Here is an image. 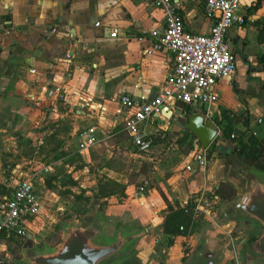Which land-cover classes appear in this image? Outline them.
Instances as JSON below:
<instances>
[{
    "label": "crops",
    "instance_id": "0c3cea01",
    "mask_svg": "<svg viewBox=\"0 0 264 264\" xmlns=\"http://www.w3.org/2000/svg\"><path fill=\"white\" fill-rule=\"evenodd\" d=\"M172 1L178 7L186 32L192 35L209 33L210 25L204 15L202 0ZM257 1L260 2L259 7L254 9ZM237 13L244 17L245 24L228 32L227 44L235 56L240 54L261 64L260 59L264 57V0H241ZM164 23L163 11L144 0H0V55L16 58V62L23 65L20 71L25 83L24 90L0 84V100L27 113V131L19 134L38 144L33 160L16 157L18 163L14 167L17 170L12 169L10 175H5L7 165L0 166V186L8 195L2 185L5 179H19L31 172L38 173L34 186L48 198L41 215L26 225V232L33 234L36 247L40 248L37 237L41 234L39 225L48 223L47 230L57 226L60 220L57 215L65 210L57 193L50 191L49 187L52 183L62 187L69 179L78 181L77 172L80 170L78 163L72 160L80 154V133L92 126L96 127L99 141L84 151L86 164L81 171L85 182L90 184L91 180L92 184L94 181L97 183L96 178L104 177L109 182L125 186L127 195H131L144 181L150 182L147 194L141 197L134 192L135 199L130 202L134 205L135 220L141 227L137 229L147 231L145 245L151 243L150 229L158 225L155 219L167 207L163 198L170 205L192 202L195 212L214 218L215 212L211 208L217 203L215 200L220 199L216 195L219 188L216 189L212 181L216 168L214 164L209 163L204 172L198 169L174 171L176 168L170 167L173 174L166 180L165 169L153 166L160 161L159 156L152 155L161 153L163 144L159 140L157 143L151 140V150L146 155H140L124 129L130 111L123 109L118 99L122 96L134 100L151 99L165 87L173 56L170 53H146L152 42L148 33L160 29ZM113 32L117 33L115 38L111 37ZM236 82L238 85L243 78ZM229 86V79L219 83V108L214 116L229 111V98L232 97ZM243 87L240 85L239 88ZM172 112L174 119L170 121L157 118L145 125L144 131L150 139L160 135L161 138H171L175 143L188 132L178 119L197 114L193 109V113L187 114L182 106ZM215 125L221 132L218 138L226 139L233 145L239 144L237 136L236 141H229L223 136V124ZM247 129L256 133L255 138L261 136L260 129H252L249 123ZM2 142L3 149H11L9 141ZM195 146L196 142L188 150L174 144L172 151L181 157L192 158L187 160L189 165L194 152L201 147L195 149ZM121 153L153 166V170L157 171L153 172L155 182L144 178L137 188L130 184L128 177L119 170L117 156ZM53 156L55 161L46 164ZM32 166L37 168L32 169ZM94 166L101 176L93 173ZM137 173L139 177L144 175L141 170ZM137 201L144 204L138 205ZM51 207L54 209L51 210ZM188 237L178 235L171 238L174 244L168 253L159 254L164 264H186L190 260L191 252L180 250L181 240L186 244ZM8 240H0V249L4 252V243ZM56 240L53 246L59 241ZM152 242L158 246L162 238L156 236Z\"/></svg>",
    "mask_w": 264,
    "mask_h": 264
},
{
    "label": "water",
    "instance_id": "95a60500",
    "mask_svg": "<svg viewBox=\"0 0 264 264\" xmlns=\"http://www.w3.org/2000/svg\"><path fill=\"white\" fill-rule=\"evenodd\" d=\"M231 52L232 49L229 47ZM259 66V79L247 88L237 90L249 126L260 129L259 139L264 141V71ZM16 58L0 55V84L25 89V83ZM239 80V79H237ZM237 83V82H236ZM165 121L174 119L173 112L164 108L161 115ZM184 130L197 137L202 148L212 151L209 163L215 165L212 181L218 189L221 184L234 191L218 214L221 227L228 237V249L208 240L205 249L191 253L186 264H228L237 260L240 264H264V170L245 164L235 153L234 145L216 138V126L201 114L178 119ZM27 113L13 108L0 100V140L16 133H26ZM1 159V157H0ZM216 163V164H215ZM1 166V164H0ZM107 205L92 200V207L78 222L61 224L58 243L48 248H38L33 234L28 231L21 244L18 264H151L145 255V229L131 230L130 222L122 220L110 224L105 213ZM237 227L240 236L230 241L229 231Z\"/></svg>",
    "mask_w": 264,
    "mask_h": 264
},
{
    "label": "built area",
    "instance_id": "2783aa9c",
    "mask_svg": "<svg viewBox=\"0 0 264 264\" xmlns=\"http://www.w3.org/2000/svg\"><path fill=\"white\" fill-rule=\"evenodd\" d=\"M144 1L165 14L164 26L148 33L152 42L146 53H170L173 62L165 87L159 95L151 99L134 100L128 96L118 99L120 106L130 111L124 122V129L140 155H146L152 146L151 139L144 131L145 125L162 118L160 115L164 108L173 111L178 106H188L194 113L203 115L206 121L214 124L212 119L220 101L219 83L229 79L236 71V57L229 50L227 35L233 27L245 24L244 17L237 13L241 0H202L204 15L210 25L207 35L186 32L178 7L172 0ZM54 32L53 30L52 33ZM116 36V32L111 34L113 38ZM216 129L218 138L221 132L217 127ZM251 135L257 136L255 132ZM98 141L95 126L83 130L79 135V151H87ZM229 141H236V135H230ZM234 148L235 153L240 151L239 144L234 143ZM211 152L209 148L200 147L193 154L192 163L185 169L206 171ZM37 175V172H31L19 179L10 177L3 181L2 185L9 194L0 200V240L13 237L22 244L27 223L40 216L45 209L48 197L35 188L34 180ZM149 186L150 182L144 181L135 190V195L145 196ZM9 260V255L0 249V264H8ZM234 264L240 263L235 260Z\"/></svg>",
    "mask_w": 264,
    "mask_h": 264
},
{
    "label": "rangeland",
    "instance_id": "374dc122",
    "mask_svg": "<svg viewBox=\"0 0 264 264\" xmlns=\"http://www.w3.org/2000/svg\"><path fill=\"white\" fill-rule=\"evenodd\" d=\"M230 107L229 111H223L220 115L213 117V122L215 124H223L224 126V132H222L223 136L230 137L231 134H234L239 139L240 149L242 148L243 144H246L249 139H254L251 135V131L248 130L245 125L242 122V117L240 114V111L238 110V104L234 103L232 101V98H229ZM191 133L185 132L181 138H179L175 143L171 138H164L160 135H158L155 138H151L153 143H157L159 140L163 144V150L160 153H154L152 154L153 157L159 156V162L155 163L156 168L159 169H165L164 171V179H170L171 175L173 174V171L171 172L170 167H174L179 171L184 170V166L187 165L188 161L190 159H187L185 157H181L182 155H179L175 153L173 150V145L178 144L181 148L191 149L192 144L194 142L197 143V146L194 148L197 149L200 147L199 142L196 138L192 137ZM7 140L11 143L10 150L3 149L4 143L2 141ZM37 143L35 140L32 139H26L23 138L19 133L17 134H11L7 137L0 140V164L1 165H7V171L5 172V175H10L12 169L17 170L14 166L17 165V158H27L30 160L34 159V154L37 148ZM18 146V147H17ZM15 149V152L13 151ZM197 151V150H196ZM195 151V152H196ZM194 152V153H195ZM151 155V156H152ZM194 156V155H193ZM9 159H14L12 162H8ZM47 159V157L45 158ZM44 159V160H45ZM118 159V166L120 167V171L123 175H126L128 177V181L131 184H134V187L137 188L140 183L143 182L144 178H150L152 181L155 182V177L153 175V166H150L149 164H146V162H143L142 160H138L136 158L128 157L126 154L121 153L117 156ZM55 161V157L48 159L47 163H52ZM74 162L78 163V169L80 170L77 172L79 178L78 181H73L72 179L67 180V182L64 183L62 187H56L52 182V184L49 187L50 191H53L57 193L59 196L60 202L64 205V212L59 213L57 217L60 219L57 226L50 227V230H47L48 223H45L44 225L40 224V233L37 235L38 237V243L40 248H48L50 246H53L56 239L59 240V236L61 235V224L63 223H75L78 222L80 217L83 216L89 209L92 207V201H89V197H94L96 200H99L101 202L106 203L107 210L105 213V217L107 221L111 222L110 224H117L122 220H127L130 222L129 228L131 230H139L137 228H141L138 226V222H136L134 217L133 208L134 205L130 204L132 200L135 199L134 192L131 193V195L126 194V187L122 186V184L118 185L112 182H109L106 178H96V181L92 184L90 180L84 181V175L81 171L82 166L86 164V158L84 152H80L79 156L75 159L73 158ZM211 162V161H210ZM213 164V163H212ZM211 164V165H212ZM216 164V163H215ZM117 165V164H116ZM37 168L33 167L32 169ZM95 168V173L98 176H101L98 171L97 167L94 166L92 169ZM138 171H142L144 175L141 177L138 176ZM26 171V170H24ZM75 173V171H73ZM72 172V173H73ZM157 173V171H155ZM1 176H4V174H1ZM68 176V175H65ZM69 177V176H68ZM214 191V189H213ZM212 193V192H211ZM0 194H5L4 191H2L0 186ZM215 195V194H214ZM216 197V196H215ZM210 198V196H208ZM94 199V200H95ZM217 201L216 204L212 205V212H215L214 218L211 219L208 216H206L204 213L199 214L198 212H195V204L192 202H188L186 205H184L182 202L177 205H171V208L165 209L164 212L158 215V218L155 219L156 222H158L156 226L151 228L152 230V237L151 243L144 245L145 255L150 259L151 264H164L162 262V259L160 257L161 252H165V254L168 253L169 248L174 244L172 237L168 234L163 233V223L165 221V218L170 211V209L173 210H182L185 214H190V222L187 226L188 233L187 236L191 237V239L186 238V244L185 241L181 240L180 244V250L184 253H193L198 254L201 253L205 249L206 242L208 240H214L216 244H219V246L223 247L224 249H228V237L224 233V230L222 228H218L214 225V221H216V224L218 226L226 225L223 222H220L218 219L219 212L223 209V206L226 204V202L222 200H215ZM138 205H143V201H137ZM216 208V209H215ZM54 209L51 207V210ZM51 214V212L49 213ZM158 219V220H157ZM183 226V225H181ZM186 227V226H183ZM144 228H147L144 226ZM242 231H239L237 227L232 228L229 231V249H230V241L235 240L238 238ZM162 235V236H161ZM160 236L162 238V242L159 243L157 246L152 241L154 237ZM19 240L12 238L8 241H6L4 244H6V250L5 253H8V255L11 257L8 264H18L17 261L21 258V248L19 246ZM173 243V244H172ZM184 243V244H183ZM188 245V246H186ZM185 250V251H184ZM177 253V252H174ZM228 264H231L229 261ZM234 264V263H232ZM244 264V263H243Z\"/></svg>",
    "mask_w": 264,
    "mask_h": 264
},
{
    "label": "trees",
    "instance_id": "16d2710c",
    "mask_svg": "<svg viewBox=\"0 0 264 264\" xmlns=\"http://www.w3.org/2000/svg\"><path fill=\"white\" fill-rule=\"evenodd\" d=\"M259 4L260 2L257 1V3L253 6V8L254 9L258 8ZM260 63L264 71V57L260 59ZM181 106L183 107V109L187 114L193 113L190 107L183 105ZM243 117H242L243 124L247 128L248 121L246 117H244V119ZM224 129L225 128H223L222 132H224ZM192 137L196 138L195 136ZM236 154L240 158V160L243 161L245 164L249 166H253L259 170H264V141L262 139H258V138L249 139L246 144L242 145V148ZM5 194L0 196V200ZM234 194H235L234 191L227 185H221L218 191L216 192V195L223 201H230L233 198ZM94 199H95L94 197H89V201H92ZM163 199L167 205V208L168 207L171 208L170 207L171 205L168 203V201L165 198ZM189 222H190V214L187 215L182 210L170 209L163 223V233L168 234L170 236H178V235L187 236L188 233L187 226L189 225ZM181 225L186 227H183ZM181 227L183 228V231L179 230ZM12 238L13 237H10L9 240ZM18 244L21 247L20 241Z\"/></svg>",
    "mask_w": 264,
    "mask_h": 264
},
{
    "label": "flooded vegetation",
    "instance_id": "af4514ba",
    "mask_svg": "<svg viewBox=\"0 0 264 264\" xmlns=\"http://www.w3.org/2000/svg\"><path fill=\"white\" fill-rule=\"evenodd\" d=\"M235 57L236 71L234 75L229 78V87L231 88L232 101L239 105L238 110L242 115L245 116V110L242 108V104L240 103L237 90L239 89L240 85H243L244 88H247L246 86H248V84H251L256 79H259V66L252 59L245 58L240 54L236 55ZM241 78H243V82H238L237 85V79Z\"/></svg>",
    "mask_w": 264,
    "mask_h": 264
}]
</instances>
